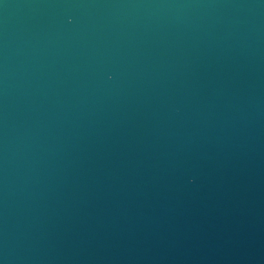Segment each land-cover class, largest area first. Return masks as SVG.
Here are the masks:
<instances>
[{
    "label": "water",
    "instance_id": "95a60500",
    "mask_svg": "<svg viewBox=\"0 0 264 264\" xmlns=\"http://www.w3.org/2000/svg\"><path fill=\"white\" fill-rule=\"evenodd\" d=\"M0 264H264V0H0Z\"/></svg>",
    "mask_w": 264,
    "mask_h": 264
}]
</instances>
